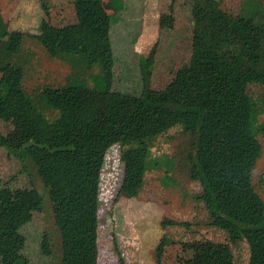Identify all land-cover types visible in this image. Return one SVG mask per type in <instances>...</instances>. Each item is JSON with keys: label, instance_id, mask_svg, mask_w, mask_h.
I'll return each instance as SVG.
<instances>
[{"label": "trees", "instance_id": "trees-1", "mask_svg": "<svg viewBox=\"0 0 264 264\" xmlns=\"http://www.w3.org/2000/svg\"><path fill=\"white\" fill-rule=\"evenodd\" d=\"M191 1V57L160 90L150 87L155 62L149 58L141 63L143 80L133 91L114 86L115 21L108 9L118 12V0L109 5L103 0H73L77 20L63 26L51 23L49 6L42 0L39 34L0 25V73L18 78L17 95L32 112L20 118L0 110L3 121L23 131L19 139L0 138V148L36 167L60 232L61 264H99L100 201L93 181L102 145L112 142L120 148L123 179L117 196L136 198L148 171L164 169L165 183H171L174 161L155 156L152 149L159 136L177 125L192 136L187 172L201 184L195 198L205 205L207 224L228 235L221 255L234 264L230 243L246 241L249 264H264V200L253 184L263 153L258 133L264 134V7L260 0H244L238 11L226 8L223 0ZM28 36L50 56H73L70 79L62 86L43 87L38 101L20 86ZM79 68L97 72L93 87L75 77ZM252 84L262 88L259 97L250 92ZM95 94L105 103L100 117L90 120L86 108ZM48 110L57 114L49 117ZM11 217L0 218V264H29L21 228L32 220L31 209L22 208ZM162 225L190 224L165 218ZM168 243L164 235L156 248L158 264ZM41 250L52 255L47 235Z\"/></svg>", "mask_w": 264, "mask_h": 264}, {"label": "rangeland", "instance_id": "rangeland-1", "mask_svg": "<svg viewBox=\"0 0 264 264\" xmlns=\"http://www.w3.org/2000/svg\"><path fill=\"white\" fill-rule=\"evenodd\" d=\"M103 1L109 5L111 0ZM118 1L121 3L118 12L108 9L115 21L112 27L116 54L114 86L133 91L143 80L141 63L149 58L155 62L150 87L165 88L174 71L186 64L192 54V1ZM260 1L264 7V0ZM46 3L52 24L63 26L77 20L73 0H46ZM243 3L244 0H223V5L233 11H238ZM43 16L42 0H0V25L9 31L39 34ZM21 61L24 77L20 86L35 101L43 87L62 86L73 74V56L63 53L50 56L31 36L25 39ZM95 74L97 72L79 68L75 77L80 76L93 87ZM124 76L130 79L125 80ZM17 85V77L0 73V110L28 118L32 112L27 102L18 97ZM249 89L255 97L262 92L257 84ZM104 103L102 95L90 98L86 108L90 120L100 117ZM46 114L53 117L57 112L48 110ZM263 122L264 114L260 116V123ZM22 134L21 128L0 117V138L19 139ZM258 139L263 153L253 172V184L264 200V134L258 133ZM191 141L192 136L180 125L157 138L152 150L155 156L174 161L172 181L165 183L164 169L148 171L136 198L117 196L123 179L120 148L112 142L102 145L93 181V191L100 201L97 211L99 264H158L156 248L164 235L168 236L169 243L160 264H229L220 252L221 244L229 243L227 233L207 224L205 205L195 198L202 187L198 181L190 179L187 172ZM25 207L31 209L33 216L21 228L27 237L25 254L29 264H61L60 232L50 196L36 167L0 148V218L10 221L12 214ZM165 218L190 225L164 227ZM44 235H47L52 255H44L41 250ZM230 245L234 264H249L248 242Z\"/></svg>", "mask_w": 264, "mask_h": 264}]
</instances>
